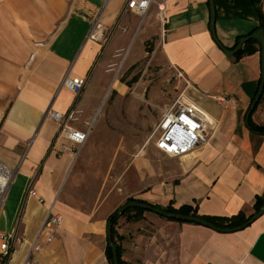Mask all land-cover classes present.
Returning a JSON list of instances; mask_svg holds the SVG:
<instances>
[{"label": "crops", "instance_id": "crops-1", "mask_svg": "<svg viewBox=\"0 0 264 264\" xmlns=\"http://www.w3.org/2000/svg\"><path fill=\"white\" fill-rule=\"evenodd\" d=\"M211 1L214 35L223 47L257 26L256 4L264 15V0ZM124 3L0 0V162L11 171L0 232L12 234L4 264H21L26 256L40 264H108L103 252L107 215L128 196L159 206L187 203L197 214L221 216L248 214L254 196H264V133L244 122L259 80V49L237 59L225 54L209 30L208 0H166L165 22L154 29L153 3L140 16L124 9ZM96 16L100 28L90 38ZM137 21L145 24L136 49L152 31L159 33L163 57L180 71L188 97L214 125L180 157L166 155L155 162L136 156L139 188L123 196L106 194L84 213L61 197L71 146L79 147L59 133L45 110L73 107L80 121L70 124L84 128L105 88L103 65L112 51L123 49L128 31L131 40L140 29ZM134 58L135 53L127 60ZM64 76L82 77L81 89L66 88ZM257 104L250 119L264 123V107ZM30 187L41 201L26 194ZM46 209L59 212L61 221L37 234ZM142 217L124 221L120 245L126 264H264V212L231 231L153 215V230L147 232L138 225ZM48 231L52 237L44 241ZM34 239L41 245L30 250Z\"/></svg>", "mask_w": 264, "mask_h": 264}, {"label": "rangeland", "instance_id": "rangeland-1", "mask_svg": "<svg viewBox=\"0 0 264 264\" xmlns=\"http://www.w3.org/2000/svg\"><path fill=\"white\" fill-rule=\"evenodd\" d=\"M144 24L145 21H137L140 29L133 38L129 40L128 31L123 49L112 51L106 59L102 69L107 81L94 116L85 123L89 127L87 137L79 148L71 146L72 163L61 197L78 211L89 212L106 194L123 196L137 190L140 167L133 163L136 156L155 162L167 157L154 147L151 129L164 105L181 91L188 96L186 81L163 57L157 44L159 33L152 31L136 49ZM155 24L161 25L157 19L150 23L151 28ZM107 31L104 30L105 36ZM134 53L135 58L129 63L127 59ZM261 94L259 106L263 108L264 91ZM144 212L138 225L150 232V219L158 214ZM114 227L119 234L127 228L122 217H117Z\"/></svg>", "mask_w": 264, "mask_h": 264}, {"label": "built area", "instance_id": "built-area-1", "mask_svg": "<svg viewBox=\"0 0 264 264\" xmlns=\"http://www.w3.org/2000/svg\"><path fill=\"white\" fill-rule=\"evenodd\" d=\"M165 2L166 0H125L123 8L134 14L142 15L153 3L158 20L160 23H164ZM99 28L100 23L96 16L91 22L87 36L95 38ZM83 81L82 77L64 76L61 82L66 88L77 92L81 89ZM75 112H77V109L73 107L64 112L48 107L45 110V115L58 123L60 134L80 147L87 136L89 127L86 124L84 128L80 129L70 124L71 121L77 119ZM207 115V112L199 104L183 94L182 91L179 92L168 104L163 106L152 126L151 135L154 147L160 152L173 157H180L192 151L204 140L205 130L211 129L214 125L212 118L208 120ZM10 179L11 171L0 162V206ZM26 194L35 197L38 201L42 200L41 196L32 187L26 189ZM60 221L61 214L59 212L46 209L37 234L43 228L52 229ZM11 237L12 234L9 232H0V264L8 256ZM51 237L52 232L48 231L44 241L50 240ZM40 245L41 243L34 239L30 244V250L37 249ZM21 264H40V262L26 256Z\"/></svg>", "mask_w": 264, "mask_h": 264}, {"label": "trees", "instance_id": "trees-1", "mask_svg": "<svg viewBox=\"0 0 264 264\" xmlns=\"http://www.w3.org/2000/svg\"><path fill=\"white\" fill-rule=\"evenodd\" d=\"M256 11H257V15H258V24L256 27L252 28L248 33L252 32L253 30H255L257 28H261L264 32V15L261 11L260 5L256 4ZM239 38H240V36L235 38L234 44L231 47H233L236 44V42ZM231 47H229V48H231ZM258 49H259L258 41L254 38H249L241 44V46L238 48V50L235 53H233V58L237 59L242 54L250 53V52H253L255 50L258 51ZM263 91H264V86H263ZM263 91H262V93H263ZM253 95H252V97H253ZM261 96H262V94H261ZM261 96L259 97L256 104L260 101ZM256 104L254 105L251 112L254 110ZM247 126L252 131L264 133V123H254L253 121H251L250 115L248 116V119H247ZM262 198H263V195H261V196L255 195L254 196V199L252 202V212L245 214L242 211H238V212L231 214V215H228V216L197 214L195 207H193L187 203L181 204L177 207L172 206L170 202H168L164 206H159L156 204H152V205H154L155 207L162 209L164 211H168V212L190 213L193 215H197V216L205 219L206 221H209L215 227H235L237 225L244 223L248 219V217L259 208V206L261 205V202H262ZM127 199H137V198H133L131 196H128L125 200H127ZM137 200L143 201L141 199H137ZM143 212H144V209H141L139 207H127L120 214L116 213V208H115L113 211H111L107 215V219L109 218V220L111 222V226H110L111 240L116 244L118 264H126V262L121 258V253H122L123 247L120 245L121 244L120 240L123 238V235L119 234L114 227L115 222L117 220V217H122V219L124 221H133V220H137L140 217H142ZM160 216H163V215H160ZM163 217L166 219H173L171 217H166V216H163ZM174 220L180 221L178 219H174ZM103 252H104V255L106 257L108 264H111L110 248L106 243L104 245ZM4 262H5V259H4V261H2L1 264H4Z\"/></svg>", "mask_w": 264, "mask_h": 264}, {"label": "water", "instance_id": "water-1", "mask_svg": "<svg viewBox=\"0 0 264 264\" xmlns=\"http://www.w3.org/2000/svg\"><path fill=\"white\" fill-rule=\"evenodd\" d=\"M208 4H209V30H210L212 38L216 41V38L214 35V28H213L214 10H213L212 1L208 0ZM249 38H254L258 41V46H259V81H258L256 91H255L252 99L250 100V102L247 106V109L245 111V114H244V122L245 123H247L248 116H249L251 110L253 109L254 105L258 101V99L262 93L263 86H264V32L261 28H257L255 30H253L252 32L241 36L237 40L236 44L231 48L223 47L220 45L219 42L216 41L218 43V45L221 47V49L224 51L225 54L231 55V54L235 53L238 50V48L241 46V44ZM127 207H139L141 209L154 212L158 215L171 217L173 219H178L180 221L200 223V224L206 225L208 227H211L213 229L220 230V231H231V230L239 229V228L245 226L250 221H252L254 218L258 217L259 215H261L264 212V196L262 198V202H261V205L259 206V208L255 212H253L244 223L237 225L235 227H215L212 223H210L209 221H206L205 219H203L197 215H193L190 213H178V212L164 211L162 209L155 207L151 203L140 201L137 199H127V200L123 201L120 205H118L116 207V213L120 214ZM110 226H111V222L108 218L106 220V224H105L106 244L110 248L111 264H118L116 244L111 240Z\"/></svg>", "mask_w": 264, "mask_h": 264}, {"label": "bare ground", "instance_id": "bare-ground-1", "mask_svg": "<svg viewBox=\"0 0 264 264\" xmlns=\"http://www.w3.org/2000/svg\"><path fill=\"white\" fill-rule=\"evenodd\" d=\"M207 117H208V120H211V118L207 115ZM184 155V154H183Z\"/></svg>", "mask_w": 264, "mask_h": 264}]
</instances>
